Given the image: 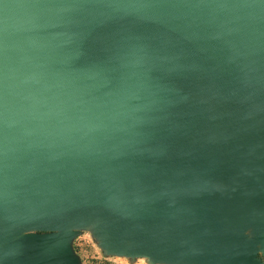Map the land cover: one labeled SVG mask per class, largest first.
<instances>
[{"label": "water", "instance_id": "1", "mask_svg": "<svg viewBox=\"0 0 264 264\" xmlns=\"http://www.w3.org/2000/svg\"><path fill=\"white\" fill-rule=\"evenodd\" d=\"M264 264V0H0V264Z\"/></svg>", "mask_w": 264, "mask_h": 264}, {"label": "rangeland", "instance_id": "2", "mask_svg": "<svg viewBox=\"0 0 264 264\" xmlns=\"http://www.w3.org/2000/svg\"><path fill=\"white\" fill-rule=\"evenodd\" d=\"M76 232L70 246L73 255L79 260V264H149L145 259L106 255L91 227Z\"/></svg>", "mask_w": 264, "mask_h": 264}]
</instances>
